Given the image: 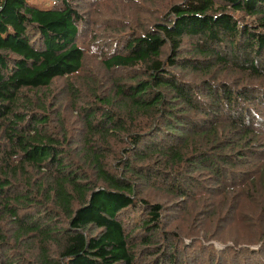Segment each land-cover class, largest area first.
<instances>
[{"label": "trees", "instance_id": "obj_1", "mask_svg": "<svg viewBox=\"0 0 264 264\" xmlns=\"http://www.w3.org/2000/svg\"><path fill=\"white\" fill-rule=\"evenodd\" d=\"M50 1L0 0V264H264V0Z\"/></svg>", "mask_w": 264, "mask_h": 264}, {"label": "rangeland", "instance_id": "obj_2", "mask_svg": "<svg viewBox=\"0 0 264 264\" xmlns=\"http://www.w3.org/2000/svg\"><path fill=\"white\" fill-rule=\"evenodd\" d=\"M118 1H120L125 6H128L131 9H134L138 13H145V12H147V10L149 12L150 7L152 6L151 5L152 4L151 0H118ZM30 2L36 8L42 9V10H46V8L48 9L51 6V1L50 0H30ZM112 2H114V5H112V7H110V9L106 13V16L105 17H102L97 12H93L91 14L92 18H94L98 22V25L100 24V22H102V20L106 19L110 15V11L115 10V2L116 1L113 0ZM94 6H95V4H94ZM147 20H148V17H146L145 15H143L141 17V20H139V21L142 23V22H145ZM85 39H86V37H85ZM86 42L88 44H90L91 39H89V38L86 39ZM90 52H93V51L92 50L91 51L89 50V53ZM56 83L57 84H60V81H58ZM205 210L206 209H203L202 211L205 212ZM184 217H186V216L184 215ZM183 240H184V238H183ZM204 244L205 245L213 244L216 250H221L224 247V245H222L220 242H216V241L204 242ZM258 247H259V245H257L256 247H251V248L252 249H257ZM185 260H186V257L184 256L183 257V261L185 262Z\"/></svg>", "mask_w": 264, "mask_h": 264}]
</instances>
